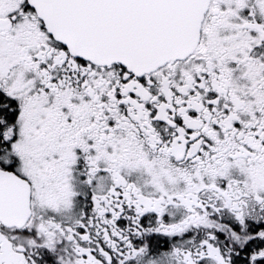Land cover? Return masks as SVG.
Masks as SVG:
<instances>
[{
	"label": "snow or ice",
	"instance_id": "6c2138e0",
	"mask_svg": "<svg viewBox=\"0 0 264 264\" xmlns=\"http://www.w3.org/2000/svg\"><path fill=\"white\" fill-rule=\"evenodd\" d=\"M0 264H264V0H0Z\"/></svg>",
	"mask_w": 264,
	"mask_h": 264
}]
</instances>
